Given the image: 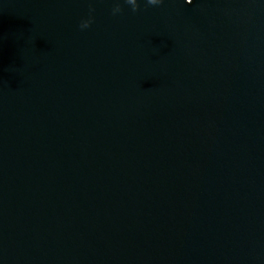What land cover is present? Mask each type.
<instances>
[{
	"label": "water",
	"instance_id": "1",
	"mask_svg": "<svg viewBox=\"0 0 264 264\" xmlns=\"http://www.w3.org/2000/svg\"><path fill=\"white\" fill-rule=\"evenodd\" d=\"M138 4L0 0V264H264V0Z\"/></svg>",
	"mask_w": 264,
	"mask_h": 264
},
{
	"label": "clouds",
	"instance_id": "2",
	"mask_svg": "<svg viewBox=\"0 0 264 264\" xmlns=\"http://www.w3.org/2000/svg\"><path fill=\"white\" fill-rule=\"evenodd\" d=\"M126 3L131 5L133 12L139 10L138 0H126ZM161 3H163V0H147L148 5H154L155 6V5H159ZM186 3L191 5L193 3V0H186ZM92 11H94V9H90V12H92ZM112 11H113V14H116L118 12H121L122 9H121L120 5L117 4L116 7H114ZM91 23H92L91 19L84 20L81 22L80 28L81 29L88 28V27H90Z\"/></svg>",
	"mask_w": 264,
	"mask_h": 264
}]
</instances>
